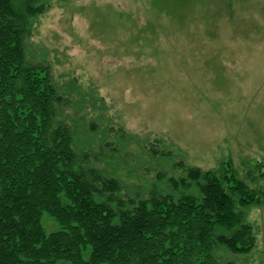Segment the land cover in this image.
<instances>
[{
  "label": "rangeland",
  "instance_id": "obj_1",
  "mask_svg": "<svg viewBox=\"0 0 264 264\" xmlns=\"http://www.w3.org/2000/svg\"><path fill=\"white\" fill-rule=\"evenodd\" d=\"M229 1L39 0L28 56L50 63L82 161L125 194L228 160L264 192V0ZM246 219L254 249L219 264H264V203Z\"/></svg>",
  "mask_w": 264,
  "mask_h": 264
},
{
  "label": "trees",
  "instance_id": "obj_2",
  "mask_svg": "<svg viewBox=\"0 0 264 264\" xmlns=\"http://www.w3.org/2000/svg\"><path fill=\"white\" fill-rule=\"evenodd\" d=\"M39 3L0 0V264H219L220 249L249 254L257 238L246 212L264 192L231 160L208 170L181 161L171 190L137 198L82 161L58 118L68 100L52 67L26 49Z\"/></svg>",
  "mask_w": 264,
  "mask_h": 264
}]
</instances>
